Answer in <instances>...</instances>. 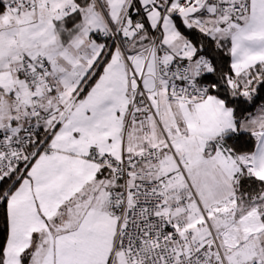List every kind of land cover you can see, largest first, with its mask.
Returning a JSON list of instances; mask_svg holds the SVG:
<instances>
[{"label":"snow or ice","instance_id":"obj_1","mask_svg":"<svg viewBox=\"0 0 264 264\" xmlns=\"http://www.w3.org/2000/svg\"><path fill=\"white\" fill-rule=\"evenodd\" d=\"M0 264H264V0H0Z\"/></svg>","mask_w":264,"mask_h":264}]
</instances>
